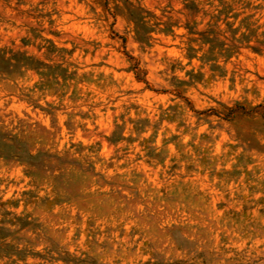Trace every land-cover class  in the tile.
Segmentation results:
<instances>
[{
	"label": "clouds",
	"instance_id": "clouds-1",
	"mask_svg": "<svg viewBox=\"0 0 264 264\" xmlns=\"http://www.w3.org/2000/svg\"><path fill=\"white\" fill-rule=\"evenodd\" d=\"M0 222V264H264V0H0Z\"/></svg>",
	"mask_w": 264,
	"mask_h": 264
},
{
	"label": "rangeland",
	"instance_id": "rangeland-1",
	"mask_svg": "<svg viewBox=\"0 0 264 264\" xmlns=\"http://www.w3.org/2000/svg\"><path fill=\"white\" fill-rule=\"evenodd\" d=\"M67 183H68V181L66 180L65 181V184H67ZM68 194L72 196L73 203H77V204L86 203V201H84L82 199V197L78 193H76V191H75L74 188ZM49 207H52V204L51 203L49 204ZM96 207H97V212H98L99 215H105L106 214L105 208H103L102 206H96ZM230 216H231L230 213H226L225 219L230 218ZM0 223H2V222H0ZM92 223H93V221L90 219V221H89V228H90V230L92 228ZM7 234L8 233H6L5 229L2 228V227H0V241H2L3 237L5 235H7ZM156 235H157V238L159 239V233H157ZM158 239H157V242H149L146 245V247L151 248V249H155L158 246ZM105 246H106V248L108 250L111 249V245L110 244H107V242H106V245ZM0 247H2V243H0ZM153 256L156 259V264H167V262L164 260L163 255L160 254L159 252L153 251ZM92 264H96V261H92Z\"/></svg>",
	"mask_w": 264,
	"mask_h": 264
}]
</instances>
